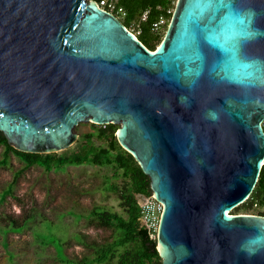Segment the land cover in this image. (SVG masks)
Listing matches in <instances>:
<instances>
[{"label": "water", "instance_id": "95a60500", "mask_svg": "<svg viewBox=\"0 0 264 264\" xmlns=\"http://www.w3.org/2000/svg\"><path fill=\"white\" fill-rule=\"evenodd\" d=\"M263 119L264 0H177L154 50L96 0H0V130L47 153L81 121L120 124L164 205L162 264H264V215L227 214L257 182Z\"/></svg>", "mask_w": 264, "mask_h": 264}, {"label": "rangeland", "instance_id": "374dc122", "mask_svg": "<svg viewBox=\"0 0 264 264\" xmlns=\"http://www.w3.org/2000/svg\"><path fill=\"white\" fill-rule=\"evenodd\" d=\"M136 25L130 29L137 31ZM96 130L92 121L79 122L73 129L76 141L58 152L72 155L87 144L105 146ZM89 132L94 136L87 140L84 135ZM2 151L0 145V157ZM112 175L110 166L92 163L51 170L36 164L24 167L11 154L8 163L0 166V264H84L80 261L93 257L98 246L113 240L114 232L91 217V209L101 206L123 213L116 194L106 188ZM9 186L11 190L3 195ZM27 216L32 217L22 229L8 225L12 219L20 223ZM116 263L114 259L101 264Z\"/></svg>", "mask_w": 264, "mask_h": 264}, {"label": "trees", "instance_id": "16d2710c", "mask_svg": "<svg viewBox=\"0 0 264 264\" xmlns=\"http://www.w3.org/2000/svg\"><path fill=\"white\" fill-rule=\"evenodd\" d=\"M124 7L126 15L122 23L131 28L137 25V31L132 30L137 38L150 50H154L163 40L164 35L153 32L151 23L157 18L168 4V0H118ZM95 135L104 141L105 146L95 148L89 144L81 152L64 155L57 152H26L15 148L8 142L0 130V145L3 146L0 166L8 163L11 154L17 156L24 167L39 165L51 170L66 164L92 163L99 166H110L113 169V180L107 189L116 194L123 208V213L111 211L101 206H94L90 216L98 223L113 229L114 238L97 247L95 255L80 261L84 264H101L116 259V264H162V258L157 249V240L150 236L149 231L140 222L139 196L152 193L150 177L143 171L135 157L124 149L117 139L119 124H97ZM94 132L84 135L91 139ZM117 178L122 182L118 183ZM11 190V186L3 194ZM233 213H256L264 215V162L261 166L257 182L246 200L233 208ZM25 217L20 223L12 219L8 224L13 227H24L29 218ZM7 226V225H6Z\"/></svg>", "mask_w": 264, "mask_h": 264}, {"label": "built area", "instance_id": "2783aa9c", "mask_svg": "<svg viewBox=\"0 0 264 264\" xmlns=\"http://www.w3.org/2000/svg\"><path fill=\"white\" fill-rule=\"evenodd\" d=\"M96 2L99 7L113 13L118 18L119 16L124 17L126 15L124 7L118 3V0H96ZM176 2L177 0H168L167 6L163 8L162 12L159 13L157 18L151 23V29L153 32L158 34L166 32L168 24L172 18V14L175 10ZM126 28L130 30L135 37H137L132 29H129L128 27ZM261 125L264 130V119L261 121ZM139 205L141 224L149 231L151 237L156 238L160 218L164 209L163 203L158 200L152 192L150 195L144 196V199L139 196Z\"/></svg>", "mask_w": 264, "mask_h": 264}, {"label": "bare ground", "instance_id": "6f19581e", "mask_svg": "<svg viewBox=\"0 0 264 264\" xmlns=\"http://www.w3.org/2000/svg\"><path fill=\"white\" fill-rule=\"evenodd\" d=\"M135 36V35H134ZM227 214H231L230 212H228Z\"/></svg>", "mask_w": 264, "mask_h": 264}, {"label": "snow or ice", "instance_id": "6c2138e0", "mask_svg": "<svg viewBox=\"0 0 264 264\" xmlns=\"http://www.w3.org/2000/svg\"><path fill=\"white\" fill-rule=\"evenodd\" d=\"M227 215V214H226Z\"/></svg>", "mask_w": 264, "mask_h": 264}]
</instances>
